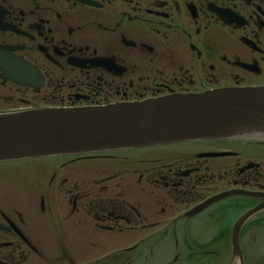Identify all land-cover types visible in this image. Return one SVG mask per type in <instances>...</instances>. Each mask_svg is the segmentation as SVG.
Returning a JSON list of instances; mask_svg holds the SVG:
<instances>
[{
	"label": "flooded vegetation",
	"instance_id": "flooded-vegetation-1",
	"mask_svg": "<svg viewBox=\"0 0 264 264\" xmlns=\"http://www.w3.org/2000/svg\"><path fill=\"white\" fill-rule=\"evenodd\" d=\"M255 86H264V0H0V113ZM19 163L27 167L0 176L36 181L6 202L0 180V264H53L49 231L87 243L79 259L125 245L87 264H145L149 238L190 236L197 220L204 232L264 204L259 138ZM229 191L258 197L235 194L192 214ZM68 249L57 264H86Z\"/></svg>",
	"mask_w": 264,
	"mask_h": 264
},
{
	"label": "water",
	"instance_id": "water-1",
	"mask_svg": "<svg viewBox=\"0 0 264 264\" xmlns=\"http://www.w3.org/2000/svg\"><path fill=\"white\" fill-rule=\"evenodd\" d=\"M241 136H264V86L173 94L105 107L1 114L0 162ZM235 194L248 193L221 194L192 214ZM263 208L264 204L248 211L233 224L230 247L236 264H243L240 231Z\"/></svg>",
	"mask_w": 264,
	"mask_h": 264
},
{
	"label": "rangeland",
	"instance_id": "rangeland-1",
	"mask_svg": "<svg viewBox=\"0 0 264 264\" xmlns=\"http://www.w3.org/2000/svg\"><path fill=\"white\" fill-rule=\"evenodd\" d=\"M17 165H20L19 167H13L12 169H16L17 171H20L27 166L24 164L18 163ZM31 167V166H30ZM0 170L3 172H12L9 164L0 165ZM35 174V173H31ZM30 174V175H31ZM29 175V176H30ZM0 180L3 181V187L5 189V199L6 202H16L19 200V197L23 198V193H25V190H28L30 186L36 181V176H33L31 178L18 179L16 175H13L12 173H5L4 175L0 176ZM27 182V183H26ZM26 202V200L21 199V202ZM240 215V213H236L233 215L232 218L235 216ZM227 223H230V219L224 220ZM200 223L199 220L194 222V226L196 224ZM257 223L262 225V227L254 226L256 223H251V229H249L247 232L243 233L241 236V248L243 251V264H252V262H256L257 264H264V216L257 218ZM248 227V226H247ZM194 228H197L195 226ZM36 233L38 235L44 234V227L40 224H37L36 227ZM208 233H213L212 230H210ZM47 239H49L48 244V250L46 252L50 253L49 255V261H53V264H57L58 262H65L67 261L64 254L68 252L69 246L71 245V250L73 252L70 253L72 256L73 262H84L89 263L93 261H99L101 259H104L106 257V254L109 252H114L115 249H119L122 247H125V245L117 246L116 247H105L102 248L100 245L96 248H90L89 252L85 255L84 259H79L82 253L84 252L83 248H88L87 243H81V240L79 237L68 235L61 238V235H57L56 233H52L49 231L46 233ZM206 237L197 236V238H177L179 240L180 245H187V247L190 248H196L197 252L192 253L191 251L184 252L181 249V246H179V251L177 254L180 257V261L178 264H203L200 262H204V264H229L230 259V253L228 251V243H227V237L226 235H223V240L214 241L211 242L212 239L210 238L209 234H206ZM200 239H204V241H208L210 244L205 245H199L195 243L196 241H199ZM157 241L164 240L162 244H159L157 246H154L153 255L151 257L152 253H148V261L146 264H173L174 256L176 254V251L174 250L173 241L174 239L171 238H157ZM149 245L148 251L150 250V247H153V239H149ZM71 243V244H69ZM106 244V243H105ZM117 244V243H116ZM130 244V243H129ZM88 245V246H86ZM128 245V244H127ZM84 246V247H83ZM62 248L68 249L66 251H61ZM84 248V249H85ZM198 253V254H197ZM204 259V260H203ZM113 261V260H112ZM117 261V264H120ZM114 261L113 264H116ZM188 261V262H187ZM69 262V261H68ZM102 264L104 261L101 262ZM110 264V263H109ZM112 264V263H111ZM175 264V263H174Z\"/></svg>",
	"mask_w": 264,
	"mask_h": 264
},
{
	"label": "bare ground",
	"instance_id": "bare-ground-1",
	"mask_svg": "<svg viewBox=\"0 0 264 264\" xmlns=\"http://www.w3.org/2000/svg\"><path fill=\"white\" fill-rule=\"evenodd\" d=\"M237 263V262H236Z\"/></svg>",
	"mask_w": 264,
	"mask_h": 264
}]
</instances>
